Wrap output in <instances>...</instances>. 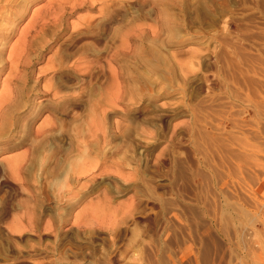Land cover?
Returning <instances> with one entry per match:
<instances>
[{"label":"rangeland","instance_id":"1","mask_svg":"<svg viewBox=\"0 0 264 264\" xmlns=\"http://www.w3.org/2000/svg\"><path fill=\"white\" fill-rule=\"evenodd\" d=\"M0 4V264H264V0Z\"/></svg>","mask_w":264,"mask_h":264},{"label":"bare ground","instance_id":"2","mask_svg":"<svg viewBox=\"0 0 264 264\" xmlns=\"http://www.w3.org/2000/svg\"><path fill=\"white\" fill-rule=\"evenodd\" d=\"M2 0H0V2H1ZM0 7H1V4H0ZM6 7V6H5ZM2 8V7H1ZM0 8V9H1ZM6 9H8V8H6ZM11 10V9H10ZM2 11V10H1ZM4 11H6L5 10V8H4ZM16 12V11H15ZM0 13H2V15L3 14H6V13H8V11H6V12H0ZM11 13V12H10ZM1 15V14H0ZM11 15V14H10ZM20 16V15H19ZM3 17H5V16H3ZM2 17V18H3ZM8 17V16H7ZM5 19V18H4ZM7 19V18H6ZM9 19V18H8ZM13 21V20H12ZM10 29H11V27H10ZM15 30V29H14ZM1 31V30H0ZM0 36H2L3 38H5L6 37V35L5 34H2V33H0ZM1 42H2V40H1ZM0 42V43H1ZM3 45V44H2ZM2 51V50H1ZM10 54V53H9ZM13 54H14V51H13ZM13 54H11V55H13ZM10 56V55H9ZM15 56H16V54H15ZM14 56V57H15ZM11 57V56H10ZM7 58V59H10L11 60V58ZM19 57V56H18ZM12 58H13V56H12ZM14 59V58H13ZM12 59V60H13ZM16 59H18V58H16ZM2 61H4V60H2ZM6 61V60H5ZM15 61H17V60H15ZM19 61V60H18ZM8 62H10L9 60H8ZM12 63V62H11ZM1 64V63H0ZM6 64V63H5ZM1 65L0 66V73L5 69V66L6 65ZM13 64H14V62H13ZM13 64L12 65H10V63H9V65L12 67L13 66ZM20 64V63H19ZM14 65H16V64H14ZM18 65V64H17ZM16 67V66H15ZM18 68V66L16 67V69ZM12 69V68H11ZM19 69V68H18ZM9 71V70H8ZM15 68H14V72H11V71H9V78H8V75H7V82L4 80L3 82H6V84H8L9 85V81L8 80H10V81H12V80H15L14 82H12V90H10L11 91V93L9 94V96H7V98L6 97H3L2 99H1V101H0V138L2 139V138H4V137H6L5 139H10V140H17L13 145H11V148H14V147H16V146H19V145H23V143L25 142V141H28L27 139H29V137H27V136H31V135H33V132L31 131V129L33 128L32 127V120H34L32 117L31 118H29L28 120H27V122L25 123L24 122V126L21 124V125H18V127L20 128H18L19 130H17V131H15V133L13 134L12 133V135L11 136H8L11 132L10 131H8V130H11V131H13V128L14 127H16L15 125L18 123V120H20L18 117H15V111L17 110V107L19 106V104H20V99H21V97H22V95H23V91H26V90H29L32 86H30V88L29 87H25L24 85V83L22 82L23 81V79L21 80V77H23V76H25V75H22V76H19V77H17L18 75H16L15 74ZM16 72H18V71H16ZM26 77V76H25ZM19 78V79H18ZM26 80V79H25ZM38 80V79H37ZM29 83H30V81H29ZM4 85L3 84V87L4 86H6L7 87V85ZM35 84V83H34ZM30 85V84H29ZM29 88V89H28ZM4 89H5V87H4ZM4 89L2 88L1 90H2V93H4ZM8 90H9V88H8ZM30 90H32V89H30ZM30 90H29V92H30ZM0 94H1V91H0ZM8 93H6V95H7ZM27 97V96H26ZM1 98V97H0ZM25 100V99H24ZM25 102H27V101H25ZM23 105V104H22ZM57 106V105H56ZM60 108V107H59ZM28 110V109H27ZM29 111V110H28ZM25 113V112H24ZM28 113V115L30 114V112H27ZM41 126V125H40ZM37 127V129H41V127ZM32 127V128H31ZM60 128V127H59ZM36 129V133L33 135V138H31L32 140H31V144L28 146L29 148H30V152L32 151V152H34L35 154H30L28 157H27V159L30 161V165H26V164H22L23 162V160L22 161H20L19 159H23V157L25 156V155H27V154H24L21 158H17L20 162H21V164H20V162H15V161H13V163H9V165L10 164H12V166L10 165V169L11 170H9V172L11 171H14L13 169H15L16 168V173L18 172V171H20V172H22V171H27V170H32V165L33 164H35V162L38 160V158H39V156L37 155L38 153H40V152H42L43 150L45 151H47L48 150V152L49 151H54V150H50L51 148H50V143H52L51 142V139H53V135L51 134V130H52V128L50 129V128H48V127H45V128H43L42 127V129H41V131L39 132V130H37ZM60 129H62V128H60ZM59 129V130H60ZM63 130V129H62ZM23 132V133H25L24 135H23V133H22V135L20 136V134H19V132ZM37 131H38V133H37ZM53 131V130H52ZM7 132H10L8 135H5ZM60 132V131H59ZM62 132V131H61ZM39 134V137H40V139H38L37 140V135ZM62 134V133H61ZM56 137V136H55ZM54 137V138H55ZM53 140H55V139H53ZM6 142H7V140H6ZM54 142V141H53ZM55 143V142H54ZM29 144V143H28ZM3 145V144H2ZM52 145H54L55 146V144H52ZM28 148V149H29ZM52 148H53V146H52ZM57 148V147H56ZM61 148H63V147H61ZM54 149V148H53ZM65 149V148H64ZM55 150H57V149H55ZM62 151V156L64 155V150L62 149L61 150ZM26 152H27V150H26ZM25 152V153H26ZM31 152V153H32ZM57 152V151H56ZM56 152H55V154H56ZM27 153H29V152H27ZM47 153V152H46ZM58 153V152H57ZM45 154V153H44ZM36 155V156H35ZM39 155H41V154H39ZM42 155H43V152H42ZM53 155V153L51 154H48V155H45V156H43L41 159V161H40V168H41V170H48L49 171V169H50V166L51 165H54V164H57V162L55 163V162H53V164H51L50 163V158H51V156ZM26 157V156H25ZM54 157H55V155H54ZM61 157V156H60ZM15 158V157H14ZM15 158V159H16ZM13 159V158H12ZM52 159V158H51ZM57 159V158H56ZM60 159V158H59ZM54 160V159H53ZM17 161V160H16ZM28 161V162H29ZM39 161V160H38ZM61 161H64V158H63V160L61 159ZM9 162V161H8ZM59 162H60V160H59ZM58 162V163H59ZM24 163H26L25 161H24ZM65 163V162H64ZM37 164V163H36ZM51 164V165H50ZM63 164V163H62ZM7 165V164H6ZM39 166V165H38ZM63 165H61L60 167L61 168H63L62 167ZM9 167V166H8ZM52 167V166H51ZM56 167H57V165H54L53 166V168H55L56 169ZM7 168V167H6ZM13 168V169H12ZM35 168V167H34ZM37 168V167H36ZM35 168V169H36ZM52 168V169H53ZM58 168V167H57ZM7 169H9V168H7ZM60 169V168H59ZM18 170V171H17ZM10 172V173H11ZM20 172H18V173H20ZM51 172V171H50ZM16 173H14V172H12V174H16ZM13 176V175H12Z\"/></svg>","mask_w":264,"mask_h":264}]
</instances>
